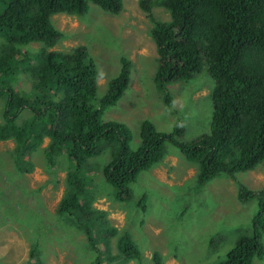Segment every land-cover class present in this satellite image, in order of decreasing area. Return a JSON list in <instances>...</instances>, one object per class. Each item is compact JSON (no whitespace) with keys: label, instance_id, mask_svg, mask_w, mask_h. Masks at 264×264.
Segmentation results:
<instances>
[{"label":"trees","instance_id":"obj_1","mask_svg":"<svg viewBox=\"0 0 264 264\" xmlns=\"http://www.w3.org/2000/svg\"><path fill=\"white\" fill-rule=\"evenodd\" d=\"M92 3L112 13H120L124 6L123 0H0V99L4 100L0 140L15 143L12 154L21 173L33 172L31 157L46 139L49 161L67 156L71 169L58 204L59 215L107 218L106 212L95 210L92 190L81 179L87 160L101 153V140L118 144L103 171L118 189L120 200L131 196L130 184L141 171L164 160L167 141L200 163V184L222 173L235 176L252 171L264 162V0H140L150 16L158 5L171 14L170 21H154L151 30L159 56L155 81L166 93L168 105V85L191 78L204 66L216 86L209 134L185 144L177 139L183 127L164 133L145 120L142 143L135 150L129 148L131 132L124 123L103 119L105 109L115 105L128 88L131 61L123 59L108 94L94 105L99 73L87 47L52 49L62 37L53 16H83ZM35 42L41 47L30 51ZM20 73L31 79L30 90L19 89ZM239 187L240 200H258L253 232L239 237L226 259L215 264H252L254 258L264 256V189L255 191L242 183ZM108 229L103 236L93 228L85 229L92 248L105 252L97 259L99 264L141 259V250L127 234L119 240L121 252L111 253L109 235H116L118 229ZM30 257L33 264H47L37 244L30 248Z\"/></svg>","mask_w":264,"mask_h":264},{"label":"rangeland","instance_id":"obj_2","mask_svg":"<svg viewBox=\"0 0 264 264\" xmlns=\"http://www.w3.org/2000/svg\"><path fill=\"white\" fill-rule=\"evenodd\" d=\"M123 4L120 13L92 3L83 16L54 15L53 23L62 37L52 49L87 47L99 73L94 105L108 94L110 81L121 73L123 59L131 61L128 88L103 115L105 121L128 127L131 150L141 146L145 120L164 133L183 127L177 139L185 144L209 134L216 81L207 66L187 80L170 83L168 105L166 93L155 81L159 56L151 30L154 21H170V11L158 5L150 16L140 0H123ZM40 47L35 42L29 50ZM31 85V79L20 73L19 89L28 91ZM3 102L0 99V122ZM48 143L46 139L33 153V172L21 173L12 154L15 143L0 140V264H33L30 248L35 244L47 264H99L97 259L105 252L92 248L85 229L93 228L103 236L111 227L118 229L116 235H109L111 253L121 252L118 244L124 234L141 250V259L128 264H215L226 259L239 237L253 232L258 200H240L239 183L255 191L264 189V163L254 173H222L200 184V163L167 141L164 160L141 171L130 184L131 196L120 200L118 189L103 171L118 144L101 140V153L87 160L81 177L86 189L92 190L95 210L107 213V218L99 221L58 214L71 162L63 154L49 161L44 150ZM98 245L103 247L101 241ZM252 264H264V256L254 258Z\"/></svg>","mask_w":264,"mask_h":264},{"label":"crops","instance_id":"obj_3","mask_svg":"<svg viewBox=\"0 0 264 264\" xmlns=\"http://www.w3.org/2000/svg\"><path fill=\"white\" fill-rule=\"evenodd\" d=\"M263 163H264V162H263ZM263 163H262V164H263ZM260 165H261V164H260ZM260 165H259V166H260ZM259 166H257V168H256V169H254V170L250 171V173H254V172H255V171H256V170L259 168Z\"/></svg>","mask_w":264,"mask_h":264}]
</instances>
